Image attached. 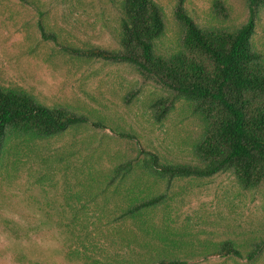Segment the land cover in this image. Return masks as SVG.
I'll use <instances>...</instances> for the list:
<instances>
[{
	"label": "rangeland",
	"instance_id": "obj_1",
	"mask_svg": "<svg viewBox=\"0 0 264 264\" xmlns=\"http://www.w3.org/2000/svg\"><path fill=\"white\" fill-rule=\"evenodd\" d=\"M155 1L168 21L160 49L171 53L179 39L174 8L180 0ZM182 1L205 29L234 30L249 18L246 0ZM216 1L226 12L214 7ZM29 2L0 0V86L22 90L50 107L70 108L90 121L53 138L14 139L5 149L0 163V264H84V256L103 261L123 257V243L111 232L104 199L95 195L94 178L111 168L116 153L134 156L138 144L163 162L195 163L191 151L200 122L180 101L163 123H155L149 105L165 96L160 87L130 66L71 52L119 48L116 1ZM42 23L54 34L49 39L40 31ZM253 42L264 55V11ZM136 89L138 97L127 104V94ZM100 119L104 127L94 125ZM114 130L137 137L124 138ZM157 190L171 200L166 212L152 215L155 221L171 216L176 228H186L201 240L245 244L264 236V185L245 191L228 172L176 179L171 186L162 182ZM195 264L247 263L210 258ZM255 264H264V255Z\"/></svg>",
	"mask_w": 264,
	"mask_h": 264
},
{
	"label": "trees",
	"instance_id": "obj_2",
	"mask_svg": "<svg viewBox=\"0 0 264 264\" xmlns=\"http://www.w3.org/2000/svg\"><path fill=\"white\" fill-rule=\"evenodd\" d=\"M17 1L31 5L29 0ZM111 1L120 10L119 48H71V52L132 67L165 94L149 105L155 123H163L183 101L201 130L192 144L195 163L163 162L138 144L134 156L116 153L111 168L99 180L94 178L95 195L104 199L111 232L120 237L125 255L110 261L84 256V264H195L210 258L259 262L264 236L245 244L201 240L186 228H176L171 216L155 221L152 215L169 207L171 196L157 190L162 182L171 186L176 179H206L229 172L245 191L264 185V55L253 42L264 0H246L249 18L234 30L201 27L180 0L174 8L180 26L177 49L167 54L160 49L168 21L159 3ZM214 5L226 12L221 1ZM39 28L46 39L54 35L43 23ZM138 95V89L131 91L125 102L131 104ZM89 121L70 108L50 107L22 90L0 86V163L14 139L53 138ZM94 125L104 127L105 122L100 119ZM114 131L131 140L137 137Z\"/></svg>",
	"mask_w": 264,
	"mask_h": 264
}]
</instances>
